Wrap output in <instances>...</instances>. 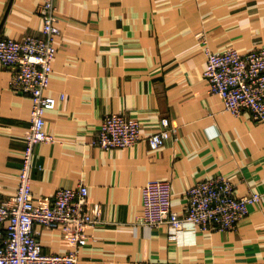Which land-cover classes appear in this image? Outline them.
<instances>
[{
    "label": "crops",
    "instance_id": "obj_1",
    "mask_svg": "<svg viewBox=\"0 0 264 264\" xmlns=\"http://www.w3.org/2000/svg\"><path fill=\"white\" fill-rule=\"evenodd\" d=\"M45 0H0V37L37 35ZM55 58L45 114L53 138L34 149L31 190L48 204L58 189L87 186L101 224L86 230L78 264H264V124L235 116L209 92L205 48L241 53L264 47V0H54ZM0 64V201L16 193L31 100L10 87ZM140 120L134 146L94 144L103 119ZM170 120L175 137L151 150L146 138ZM223 174L237 195L258 192L257 205L232 230L139 225L142 188L167 180L181 211L197 181ZM44 253L69 249L59 230L36 227Z\"/></svg>",
    "mask_w": 264,
    "mask_h": 264
},
{
    "label": "built area",
    "instance_id": "obj_2",
    "mask_svg": "<svg viewBox=\"0 0 264 264\" xmlns=\"http://www.w3.org/2000/svg\"><path fill=\"white\" fill-rule=\"evenodd\" d=\"M54 0L37 7L42 26L37 35L20 39L0 37V64L10 72V87L31 100L30 125L24 134L22 166L15 194L0 201V264H78L79 253L87 243L86 230L101 224L100 210L88 204L87 186L58 189L48 204H37L31 190L34 149L53 138L45 131V114L56 107V99L47 94L55 58L56 26ZM203 77L209 92L220 97L224 110L235 116L249 112L255 122L264 124V47L241 53L235 48L204 50ZM161 129L149 135L146 143L157 150L176 129L161 118ZM140 120L123 113L107 115L94 144L103 150L131 147L141 140ZM262 195L249 192L239 196L232 180L223 174L201 179L185 192L181 211L172 207L173 193L167 180H151L142 188L139 225L166 228L175 240L179 232L232 230L257 205ZM39 226L59 230L69 249L63 253H44L38 238Z\"/></svg>",
    "mask_w": 264,
    "mask_h": 264
}]
</instances>
